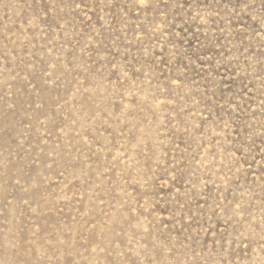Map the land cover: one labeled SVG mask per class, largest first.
Segmentation results:
<instances>
[{"label":"rangeland","instance_id":"obj_1","mask_svg":"<svg viewBox=\"0 0 264 264\" xmlns=\"http://www.w3.org/2000/svg\"><path fill=\"white\" fill-rule=\"evenodd\" d=\"M0 264H264V0H0Z\"/></svg>","mask_w":264,"mask_h":264}]
</instances>
